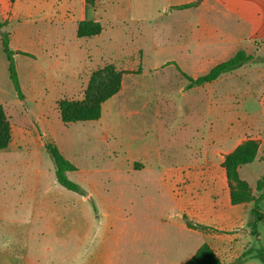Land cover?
Segmentation results:
<instances>
[{
    "label": "rangeland",
    "instance_id": "1",
    "mask_svg": "<svg viewBox=\"0 0 264 264\" xmlns=\"http://www.w3.org/2000/svg\"><path fill=\"white\" fill-rule=\"evenodd\" d=\"M146 1L145 6L141 2L121 6L129 21L119 23L105 13L108 4L97 0L95 12L102 15L97 22L116 53L105 51L97 57L89 51V79L81 85H38V81L24 86L28 102L16 98L0 43V100L12 126L13 145L18 149L15 156L34 157L55 178L50 156L45 151L29 155L24 138L47 142L42 125L58 127L51 142L76 166L68 178L83 191L81 195L58 184L57 199L42 198V204L72 206V213L33 215L26 211L27 204L17 202L23 178L16 180L5 170V161L14 154L1 152L0 207L5 203L7 211H0V264H19L24 255L35 257L39 264H95L96 250L109 232L119 237L120 264H129V256H137L139 264H164L173 259L169 255L180 238L170 227L150 228L149 221L184 225L186 238L197 231L199 244L191 249V257L204 242L228 264L245 251L257 249L248 226L234 232L208 230L192 212L200 198L217 203L224 192L238 191V185L247 187L246 194L259 196L256 183L264 176V63L246 65L192 88H187L176 66L167 63L174 62L197 78L239 50L264 58V1L258 12L249 0H185L194 2L188 8L165 5L163 0ZM31 4L37 8L34 2L23 0L20 16L0 22L2 30L10 36L21 29L55 26L73 32L68 22L34 20L29 15ZM110 64L121 73V86L103 104L100 120L62 124L58 102L82 100L92 74ZM39 99L46 108L42 112L34 109ZM248 140L258 143L257 158L238 167L232 180L224 158ZM31 167L26 164L19 172L28 176ZM5 193L12 198L3 197ZM238 205H246L248 218L253 203ZM260 206L264 213V201ZM135 218L138 237L130 244L129 227ZM111 222L114 227L109 229ZM53 223L63 226L51 229ZM258 228L264 246V223ZM36 231L41 233L38 239L26 240L24 246V234ZM46 231L52 233L48 238ZM244 264L263 263L248 259Z\"/></svg>",
    "mask_w": 264,
    "mask_h": 264
},
{
    "label": "crops",
    "instance_id": "2",
    "mask_svg": "<svg viewBox=\"0 0 264 264\" xmlns=\"http://www.w3.org/2000/svg\"><path fill=\"white\" fill-rule=\"evenodd\" d=\"M55 2L46 1V0H30V2H34L37 8L33 9V5L29 9V15L33 17L34 20L41 22H49V23H70L73 27V32L63 29L62 27L55 26L54 28L49 29H41V30H29V29H21L17 32H12L10 46L15 54V61L17 64V70L19 75V80L25 95V101L28 102V98L26 96V91L24 86L26 85H35L38 81V85L41 83L48 82L49 84L57 83L61 86H77L83 83H86L89 79L88 70L90 68V62L88 60L89 51L92 55L97 57H103L104 52L108 53H116L113 49H110V46L113 43L106 42V39H109V36L105 35V31L99 36L91 37V38H77V28L78 23L81 21H100L102 15L98 12H95L90 6H87L84 0H54ZM102 4L107 3L108 8L106 7L105 13L107 16L113 18L115 22H124L129 21V19L122 14L123 10L120 8L126 6L134 5L133 2H141V6H145L146 0H99ZM113 1L117 2L118 7L112 3ZM251 8L255 7L257 12L260 9V6L264 0H249ZM194 3V2H192ZM163 4L165 5H187L191 4V2L186 3L185 0H163ZM181 4V5H180ZM23 0H15L14 3H10L8 0H0V22H5L7 19L11 22L12 20L17 19L23 11ZM125 5V6H124ZM69 33L68 36L66 34ZM113 37V36H112ZM116 39V37H113ZM0 43L2 44L1 38ZM76 44V49L72 46ZM117 44V43H116ZM103 47V51L101 48ZM3 49V47H2ZM92 50L94 51L92 53ZM24 52L32 55L33 57H28L19 54V52ZM4 53V52H3ZM233 57V56H232ZM230 59V58H229ZM7 60V58H6ZM45 63H41V61ZM226 61V60H225ZM224 62V61H223ZM177 65V64H176ZM178 66V65H177ZM216 66V65H215ZM179 67V66H178ZM180 68V67H179ZM181 69V68H180ZM6 74L8 73V62L6 63ZM49 79V81H48ZM16 94V93H15ZM16 98L18 99L17 95ZM19 100V99H18ZM23 100V101H24ZM20 101V100H19ZM22 102V101H20ZM39 99L36 102V107L34 109L38 112H42L45 110V104L42 105V102ZM59 103V102H58ZM0 105L4 104L0 100ZM59 112V110H58ZM60 115V114H59ZM62 123V122H61ZM63 124V123H62ZM55 128L49 123H45L42 125V132L47 135L48 141L39 143L34 139H30L27 137L26 145L28 148V154L31 156H35L36 154L45 151L46 152V144L50 143L51 140L54 142V138L52 136H56ZM50 140V141H49ZM51 142V143H53ZM18 149H16L13 145V139L8 149L0 151L1 152H11L12 155L17 154ZM63 151V150H62ZM47 153V152H46ZM63 154V153H62ZM69 160V158L66 156ZM26 164L32 166L30 168L31 173L28 176L21 174L19 172L21 167ZM5 170H9L10 173H13L16 180L21 179L19 182L24 183L21 186V189L16 193L19 200L17 201L19 205L27 204L26 211L35 215V214H51V213H64L69 214L72 213V206H57V205H44L42 204V198L44 199H57L56 186L59 184L57 182L56 174L55 178L50 174L49 171L42 170L41 165L38 163V160L34 159H21L19 157H11V159L5 161ZM24 175V177H23ZM10 177L9 175H7ZM161 181L164 177L160 178ZM24 193V194H23ZM24 195V199L20 198ZM3 197H10L11 195ZM89 196L86 197L88 199ZM91 197V196H90ZM89 200V199H88ZM5 204V203H4ZM3 204L0 211H7L5 205ZM246 205H233L231 202L230 192H224L222 197L217 201V203L210 202L207 198L203 200L200 198L197 202L193 204V216H198L200 218L201 223L205 227H209V229H217L220 231L234 232V230L244 227L247 229L248 222L250 219V214L248 215L245 212ZM2 211V212H3ZM251 212V210H250ZM132 220L130 222V231H129V243L132 244L134 240L138 237L136 230H134V222ZM247 222V225H246ZM148 223V224H147ZM150 228H158V227H170L176 234V236L180 239H177V244L171 250L170 258L172 256L173 259H169L164 264H184L191 257L190 252L191 249L195 248L199 244V235L197 231L191 235L190 238H186L184 235L185 227L181 224H163L162 222H147ZM59 224V226H58ZM109 229L114 227V223H108ZM63 224L61 223H53L51 224V229L59 228L61 229ZM71 226V225H70ZM106 226V225H105ZM34 227V226H33ZM108 229V232H109ZM107 230V228L105 229ZM191 231L192 229H187ZM192 232V231H191ZM194 232V231H193ZM40 231L36 232H26L24 234V246L26 244V240L33 242L38 239L40 235ZM51 232H45L44 237L48 238L51 236ZM237 234H234L236 236ZM102 239V247H100L99 251L95 254L93 262L95 264H120V257L118 253L119 247V237L116 236L114 232L104 233ZM33 240V241H32ZM208 240V238L204 239ZM181 244V245H179ZM203 244H208L204 242ZM202 244V245H203ZM201 245V246H202ZM200 246V247H201ZM198 247V249L200 248ZM197 249V250H198ZM197 252V251H196ZM195 252V253H196ZM193 253V254H195ZM241 257V256H240ZM238 257L236 260H238ZM175 259V260H174ZM137 256H129L128 263L139 264ZM236 260H234L233 264ZM40 262V260H38ZM35 257H30L24 255L22 260H20L19 264H39ZM155 264V263H153ZM228 264V263H226Z\"/></svg>",
    "mask_w": 264,
    "mask_h": 264
},
{
    "label": "trees",
    "instance_id": "3",
    "mask_svg": "<svg viewBox=\"0 0 264 264\" xmlns=\"http://www.w3.org/2000/svg\"><path fill=\"white\" fill-rule=\"evenodd\" d=\"M85 2L93 9H96L97 0H85ZM194 3L179 6L180 8H188ZM4 24L0 23V38L2 41L3 52L8 62V73L10 81L13 85L15 93L20 101L25 99V95L19 80L17 64L15 61L16 52L10 46L11 36L9 32L2 30ZM102 26L94 21H81L77 28V38H91L99 36L102 33ZM19 54L33 57L30 54L19 52ZM264 63V58L252 54H247L244 50H239L230 59L214 66L208 73L193 78L184 73L174 62H168L167 65H175L180 74L188 82L187 88L200 87L205 84L212 83L221 76L234 72L246 65ZM121 73L118 72L112 64L94 72L90 78L89 84L84 92L82 100L61 99L58 103V110L61 122L64 125L75 123L98 121L102 117L103 104L110 98L115 96L121 86ZM12 142V126L3 105H0V151L9 148ZM46 152L50 156L55 165V174L57 182L65 189L83 194L81 187L68 178V173L76 171V166L68 160L61 152L59 147L54 143L46 144ZM259 145L254 140H248L237 147L232 153L224 158V166L228 171L230 178H236V169L240 166L253 163L258 155ZM241 188L238 185V191L232 190L231 202L233 205L253 203L250 212L248 227L251 235L255 238L257 249H249L245 251L241 257L233 264H244L248 259H256L264 264V246L260 240L258 226L264 223V213L261 210V203L264 201V176L256 183V192L258 197L246 194L247 187ZM250 192V191H249ZM184 264H226L212 250L208 244H203L197 252Z\"/></svg>",
    "mask_w": 264,
    "mask_h": 264
},
{
    "label": "water",
    "instance_id": "4",
    "mask_svg": "<svg viewBox=\"0 0 264 264\" xmlns=\"http://www.w3.org/2000/svg\"><path fill=\"white\" fill-rule=\"evenodd\" d=\"M91 197L89 196L88 199H90Z\"/></svg>",
    "mask_w": 264,
    "mask_h": 264
}]
</instances>
